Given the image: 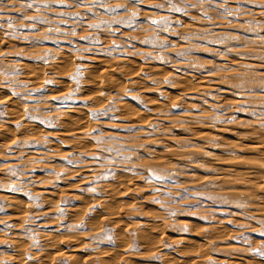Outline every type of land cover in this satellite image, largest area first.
<instances>
[{"label":"rangeland","instance_id":"374dc122","mask_svg":"<svg viewBox=\"0 0 264 264\" xmlns=\"http://www.w3.org/2000/svg\"><path fill=\"white\" fill-rule=\"evenodd\" d=\"M261 253L264 0H0V264Z\"/></svg>","mask_w":264,"mask_h":264},{"label":"bare ground","instance_id":"6f19581e","mask_svg":"<svg viewBox=\"0 0 264 264\" xmlns=\"http://www.w3.org/2000/svg\"><path fill=\"white\" fill-rule=\"evenodd\" d=\"M258 145H259V144H258ZM262 145H263V144H262ZM262 145H261V147H262ZM254 146H255V145H254ZM254 146H253V147L250 146V147H251L253 150H255V149H254V148H255ZM257 148H258V147H257ZM107 213H108V212H107ZM50 254H51V253H50ZM75 259H76V258H75Z\"/></svg>","mask_w":264,"mask_h":264},{"label":"snow or ice","instance_id":"6c2138e0","mask_svg":"<svg viewBox=\"0 0 264 264\" xmlns=\"http://www.w3.org/2000/svg\"><path fill=\"white\" fill-rule=\"evenodd\" d=\"M135 15V14H134ZM154 23H155V21H154ZM262 255H264V253H261Z\"/></svg>","mask_w":264,"mask_h":264}]
</instances>
